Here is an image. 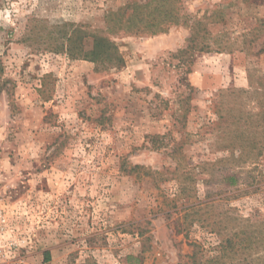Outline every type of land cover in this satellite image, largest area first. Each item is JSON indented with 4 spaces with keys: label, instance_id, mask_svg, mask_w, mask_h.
I'll use <instances>...</instances> for the list:
<instances>
[{
    "label": "rangeland",
    "instance_id": "1",
    "mask_svg": "<svg viewBox=\"0 0 264 264\" xmlns=\"http://www.w3.org/2000/svg\"><path fill=\"white\" fill-rule=\"evenodd\" d=\"M133 1L148 0H0V206L16 255L264 264V0H180L190 26L106 30ZM93 34L119 63L78 56Z\"/></svg>",
    "mask_w": 264,
    "mask_h": 264
},
{
    "label": "trees",
    "instance_id": "2",
    "mask_svg": "<svg viewBox=\"0 0 264 264\" xmlns=\"http://www.w3.org/2000/svg\"><path fill=\"white\" fill-rule=\"evenodd\" d=\"M180 0H148L143 3H127L116 12L107 15L106 30L110 32H129L133 34L155 35L166 33L171 25L190 26L188 17L183 14ZM80 28V27H79ZM74 28L73 33H81ZM93 45L90 51H84L79 42L78 56L93 63L97 61H116L120 58L116 46L98 34H93ZM79 40V38H78ZM192 41V39H191ZM68 52L73 55L72 49ZM48 260V256L45 258Z\"/></svg>",
    "mask_w": 264,
    "mask_h": 264
},
{
    "label": "built area",
    "instance_id": "3",
    "mask_svg": "<svg viewBox=\"0 0 264 264\" xmlns=\"http://www.w3.org/2000/svg\"><path fill=\"white\" fill-rule=\"evenodd\" d=\"M21 243H23L21 241ZM19 244L12 237V227L3 207L0 206V264H24V258L17 257Z\"/></svg>",
    "mask_w": 264,
    "mask_h": 264
}]
</instances>
